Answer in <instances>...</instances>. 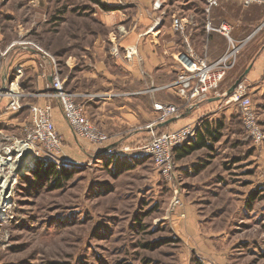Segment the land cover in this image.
Listing matches in <instances>:
<instances>
[{
	"label": "rangeland",
	"instance_id": "obj_1",
	"mask_svg": "<svg viewBox=\"0 0 264 264\" xmlns=\"http://www.w3.org/2000/svg\"><path fill=\"white\" fill-rule=\"evenodd\" d=\"M114 1L0 0V161L10 164L0 173L11 192L9 201L0 204V264H264V125L248 74L229 92L250 66L242 61L264 42V17L245 29L246 20L258 19L260 12L264 16V9L224 2L219 17L242 27L243 38L252 35L212 94L215 104L172 122H196L199 128L209 121L219 129L210 146L176 159L167 179L140 145L169 129L139 142L122 137L110 151L96 152L97 144L77 135L68 142L57 127L55 110L63 113V106L50 89L52 81L58 76L75 94L72 79L78 66L68 60L76 54L83 62L86 47H93L97 33L106 32L98 20ZM176 3L201 6V0ZM16 47L38 53V73L19 61L4 84L1 74ZM237 91L251 101V123ZM14 95L21 96L17 111L7 108ZM35 104L52 107L62 149L50 153L31 147L33 157L20 163L12 146L27 135ZM49 167L63 178L49 176Z\"/></svg>",
	"mask_w": 264,
	"mask_h": 264
},
{
	"label": "crops",
	"instance_id": "obj_2",
	"mask_svg": "<svg viewBox=\"0 0 264 264\" xmlns=\"http://www.w3.org/2000/svg\"><path fill=\"white\" fill-rule=\"evenodd\" d=\"M160 1V9L155 8L156 0H142L128 6L119 4V0L114 1L115 3L108 2L112 9L107 10L102 19L94 20H98L106 32L96 34L93 47H86L89 52L82 55V63L80 55L76 54L72 56V60H68L69 64L74 63L78 68L81 66L79 70L74 69L77 73L72 79L77 100L84 104L87 116L112 137L110 143L122 137L127 138L129 142H139L162 129L181 126L180 121L167 125L159 124V113L154 104L173 102L175 98L178 100L171 85L181 72L178 55L185 50L187 42L201 57L211 63L217 62L229 49L230 42L225 35L207 30L205 0H201L200 7L194 8L178 5L176 0ZM225 3L212 12L211 19L216 27L225 22L219 17ZM259 16L258 19L246 20L245 29L254 27L264 17L261 12ZM176 19L184 25L183 32L176 29ZM158 20H161V23H158ZM228 24L232 28L231 37L237 44L252 35L243 38L242 27L232 22ZM224 38L228 40L227 45ZM105 41H109V47L105 45ZM115 44H118L122 51L135 47L138 57L131 61L114 57L111 48ZM23 50L22 47L11 50L13 60L9 69L1 74L4 84L7 82L8 71L19 61L24 63L22 66L28 71L38 73V53L33 49L19 53ZM22 54L26 58L23 59L24 62L18 59ZM247 58L242 63L251 65V68L245 78L255 103L259 106L264 125V42L255 47ZM81 64L85 65L82 67ZM214 99L210 97L200 105L191 107L189 114L201 109L209 110L215 104ZM55 119L65 140L70 142L77 138L61 108L55 110ZM150 125H154V128ZM103 147L96 145L94 149L98 152Z\"/></svg>",
	"mask_w": 264,
	"mask_h": 264
},
{
	"label": "built area",
	"instance_id": "obj_3",
	"mask_svg": "<svg viewBox=\"0 0 264 264\" xmlns=\"http://www.w3.org/2000/svg\"><path fill=\"white\" fill-rule=\"evenodd\" d=\"M122 5L136 4L142 0H119ZM237 2L245 7L252 5L264 6V0H205V14L207 16V30L218 31L225 35L230 42L229 49L223 57L217 62H208L206 58L201 57L194 48L187 42L185 50L178 55V63L181 72L171 87L175 95L181 100V105L174 102H156L155 110L159 113L157 122L166 123L170 119L180 117L188 112L191 107L198 106L207 101L214 92L220 87L226 78L229 70L234 67L241 46L245 43L237 44L231 37V26L223 22L219 27L213 25L211 15L213 10L224 2ZM155 8L160 9L162 3L156 0ZM161 23V20H158ZM175 27L178 31L183 32L185 27L178 19L175 20ZM111 53L116 58H123L131 61L138 57L135 47L121 50L118 44L111 48ZM51 91L58 97L63 106V113L73 132L81 138L90 142L106 147L110 151L113 144L110 143V136L100 127L94 124L87 116L84 104L76 100V95L64 89V82L55 76ZM3 88H0V96L3 94ZM237 101L243 110V115L250 123L253 120L251 101L243 93L236 92ZM20 95L11 97L7 108L12 111L20 109ZM32 123L23 142H17L16 147L21 144H28L30 147L42 148L50 153L59 152L61 147V136L56 129V124L52 117V107L50 105H31ZM153 129L154 125H150ZM200 129L196 122L186 123L174 129L165 130L159 135H153L151 139L140 145V150L151 156L159 172L167 179H171L176 164V149L193 141ZM9 147L8 149H10ZM125 149H128L126 147Z\"/></svg>",
	"mask_w": 264,
	"mask_h": 264
},
{
	"label": "trees",
	"instance_id": "obj_4",
	"mask_svg": "<svg viewBox=\"0 0 264 264\" xmlns=\"http://www.w3.org/2000/svg\"><path fill=\"white\" fill-rule=\"evenodd\" d=\"M107 8L108 10L112 9L111 7H107ZM218 129L219 127L217 128L213 127L209 121H205L202 124V126H200V129L198 130V133L193 141L176 149L175 151L176 159H182L194 153L196 150L203 148L204 146H210L209 140L210 139L217 140L218 138ZM47 170H44V171L47 172L49 176L56 177L57 180L63 178L61 173L58 174L57 169H54L53 167H49ZM63 175H66V174L63 172Z\"/></svg>",
	"mask_w": 264,
	"mask_h": 264
},
{
	"label": "bare ground",
	"instance_id": "obj_5",
	"mask_svg": "<svg viewBox=\"0 0 264 264\" xmlns=\"http://www.w3.org/2000/svg\"><path fill=\"white\" fill-rule=\"evenodd\" d=\"M17 148V157H20L21 156V150L23 149V148H26V147H30L28 144H21V145H18V146H16ZM9 152H11V151H9ZM12 153V152H11ZM1 160V159H0ZM15 161V160H14ZM15 163V162H14ZM10 165L9 163H8V161H5V162H1L0 161V167H2L3 169H4V167L5 166H8V165ZM18 167V165L17 164H14V168L16 169ZM1 168V169H2ZM2 183V184H1ZM0 186H1V193H0V204L2 203V204H5V203H7V201H9V199H10V196H11V192H10V190L8 191V189H10V184H9V186H8V178H6L3 174H1L0 173ZM2 200H3V202H2Z\"/></svg>",
	"mask_w": 264,
	"mask_h": 264
},
{
	"label": "water",
	"instance_id": "obj_6",
	"mask_svg": "<svg viewBox=\"0 0 264 264\" xmlns=\"http://www.w3.org/2000/svg\"><path fill=\"white\" fill-rule=\"evenodd\" d=\"M250 68H251V65L249 66V68L246 69V71L244 72V74L241 77V79H239L236 82V84L229 90V92L232 91L237 86V84L242 80V78L249 73ZM176 120H177V118L174 117V118L170 119L169 121H167L166 123H162V124L163 125H167V124H170V123H172L173 121H176ZM20 153H21L20 163H25V162H27V160H30L33 157V150H32L31 147L23 148ZM26 155H29L28 158H25Z\"/></svg>",
	"mask_w": 264,
	"mask_h": 264
}]
</instances>
